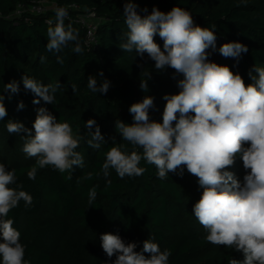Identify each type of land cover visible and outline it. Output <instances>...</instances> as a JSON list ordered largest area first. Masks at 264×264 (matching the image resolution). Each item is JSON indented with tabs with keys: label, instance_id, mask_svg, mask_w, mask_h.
<instances>
[{
	"label": "trees",
	"instance_id": "1",
	"mask_svg": "<svg viewBox=\"0 0 264 264\" xmlns=\"http://www.w3.org/2000/svg\"><path fill=\"white\" fill-rule=\"evenodd\" d=\"M40 1L54 2L60 7L77 4L82 9L91 10L101 19L98 25L96 48L86 43V28L67 18L79 31V40L84 48L76 54L70 48L64 49V63H57V54L46 50V20L55 17L54 9L42 13L22 11L14 14L21 6H33ZM125 0H0V88L16 81L19 93L4 92L7 116L0 121V160L15 169L18 183L33 197V206L19 207L9 213L14 227L21 233V243L26 247L25 259L29 264H114L115 256L109 258L100 246L99 237L103 233L119 234L125 242H135L140 252L143 242L155 237L161 250L172 252L169 264H227L229 258L243 259V254L222 246H214L205 241L203 227L193 215V205L199 200L203 189L195 176L185 168L183 175L169 172L160 180L156 168L141 161L147 171L140 177L120 179L110 170L107 179L101 172L105 153L116 143L125 145L131 152L133 146L115 129V121L131 124L129 112L132 103L141 101L146 95L154 98V107L149 110L152 120L162 122L166 101L165 94L179 91L173 79L174 70L167 68L157 72L154 61L147 54L143 58L133 50L128 53L119 47L126 42L127 26L123 17ZM138 4L141 16L150 14L153 7L170 11L180 6L190 11L197 25H216L217 50L208 49L209 60L229 66L238 72L245 83H251L249 70L254 65L264 67V0H133ZM148 9L144 13L142 9ZM73 15L74 12H71ZM155 41L163 49V41L157 35ZM238 41L248 47L239 62L223 57L218 49L226 42ZM41 57L45 60L42 63ZM104 76H99L100 71ZM149 74L151 78L148 79ZM255 74V73H254ZM35 77L45 85L61 84L55 93L54 103L34 104L35 94L25 91L22 77ZM89 76L110 81L109 91L92 93L87 88ZM147 81L148 91L140 88L141 81ZM77 90L73 92L71 85ZM11 95L9 100L7 97ZM23 109L17 110L19 102ZM47 108L60 122H69L74 133L86 135L87 120L95 119L100 126L106 143L99 149H91L82 140L76 151L84 156L85 166H73L72 178L68 172L59 173L51 168L38 170L35 181L27 178V170L35 163L22 152L23 136L10 135L5 124L8 120L22 122L32 129L37 109ZM94 130V129H93ZM34 132V130H33ZM142 151V150H140ZM243 181L246 174L242 160L237 157L235 164L227 169ZM88 172L91 180L82 179ZM96 173H100L96 175ZM96 186L97 198L89 204V189ZM2 240V238H0ZM147 255V253H145Z\"/></svg>",
	"mask_w": 264,
	"mask_h": 264
},
{
	"label": "clouds",
	"instance_id": "2",
	"mask_svg": "<svg viewBox=\"0 0 264 264\" xmlns=\"http://www.w3.org/2000/svg\"><path fill=\"white\" fill-rule=\"evenodd\" d=\"M241 3L246 5V0ZM138 7L133 0L124 2L126 42L119 47L128 53L134 50L141 58L147 54L157 72L171 68L173 79L177 76L182 79L177 81L178 93L163 96L166 103L162 122L150 118L154 98L148 95L130 105L131 124L120 119L115 121L122 141L133 146V150L128 152L124 144L116 143L113 138L101 172L106 179L110 170L120 179L140 177L147 171L140 166L144 161L155 166L157 178L164 180L169 172L179 170L182 176L186 168L203 189L193 205V215L206 232L205 241L243 254L242 260L232 257L227 264H264V67L254 65L249 70L252 82L246 84L241 74L233 72L229 66L209 60L208 49L217 50L215 24L211 27L197 25L190 11L180 6L167 12L153 7L151 13L144 16L138 13ZM142 11L148 13L146 7ZM54 12V19L45 21L49 25L45 48L57 54V63L62 65L64 49L82 54L84 48L79 31L70 23L65 27L68 9L56 7ZM157 35L163 41V49L155 41ZM218 51L238 63L248 47L233 41L223 43ZM44 60L41 57L42 63ZM99 76L103 78L102 70ZM148 79L140 82L145 92ZM22 82L25 91L37 97L34 104H40L41 99L54 103L55 93L61 88L59 82L45 85L26 75ZM71 87L73 92L77 90L75 84ZM87 88L95 94H106L110 81L102 79L98 83L96 76H89ZM19 90L16 81L0 88V121L8 114L3 93L18 94ZM7 98L10 100L11 95ZM23 107L21 101L17 110ZM5 126L10 135L26 133L22 137L25 141L22 152L35 160L26 173L32 181L38 170L46 168L68 172L67 178L71 179L73 166L80 169L85 166L84 156L76 151L81 141L94 150L106 143L95 119L87 120L88 131L81 135L74 133L69 122H60L44 107L37 109L32 129L13 120H8ZM237 157L242 160L246 173L242 182L227 170ZM92 178V172L82 177ZM111 183L107 179V186ZM88 198L89 204L96 200V186L89 189ZM21 201L29 208L33 206L34 197L18 183L16 170H9L0 160V264H29L21 233L14 227V219L9 217ZM99 240L104 253L109 258L116 257L114 264H169L172 255L169 249L161 250L151 235L143 242L140 252L135 251V242H125L119 234L103 233Z\"/></svg>",
	"mask_w": 264,
	"mask_h": 264
},
{
	"label": "built area",
	"instance_id": "3",
	"mask_svg": "<svg viewBox=\"0 0 264 264\" xmlns=\"http://www.w3.org/2000/svg\"><path fill=\"white\" fill-rule=\"evenodd\" d=\"M30 10H27L26 8ZM56 7H60L54 2L50 1H40L38 4L33 6H21L14 14H20L22 11H32L34 13H42L47 11L48 9H55ZM69 11L68 18L74 20L75 22L81 24L86 28V43L91 48H96L98 44V36L97 29L98 25L101 22V19L96 15L94 11L82 9L77 4H72L65 7ZM71 12H74L73 15Z\"/></svg>",
	"mask_w": 264,
	"mask_h": 264
},
{
	"label": "rangeland",
	"instance_id": "4",
	"mask_svg": "<svg viewBox=\"0 0 264 264\" xmlns=\"http://www.w3.org/2000/svg\"><path fill=\"white\" fill-rule=\"evenodd\" d=\"M27 10H30L28 7L26 8Z\"/></svg>",
	"mask_w": 264,
	"mask_h": 264
}]
</instances>
